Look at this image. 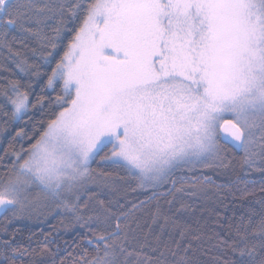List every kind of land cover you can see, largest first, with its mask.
<instances>
[{
    "label": "snow or ice",
    "instance_id": "1",
    "mask_svg": "<svg viewBox=\"0 0 264 264\" xmlns=\"http://www.w3.org/2000/svg\"><path fill=\"white\" fill-rule=\"evenodd\" d=\"M0 56V264H264V0H0ZM210 193L248 204L183 222ZM53 210L71 251L9 231Z\"/></svg>",
    "mask_w": 264,
    "mask_h": 264
},
{
    "label": "trees",
    "instance_id": "2",
    "mask_svg": "<svg viewBox=\"0 0 264 264\" xmlns=\"http://www.w3.org/2000/svg\"><path fill=\"white\" fill-rule=\"evenodd\" d=\"M6 55V53H4ZM28 55L31 56V53L28 52ZM3 60V57L0 56V61ZM5 75V73L0 72V76ZM40 91V87H36V93L38 94ZM36 116L39 118L36 110L30 112L27 116H25L24 120L27 123V126L30 128L33 121L29 119L30 116ZM24 126L23 122H17L9 126L8 130L2 134H0V152L4 148L7 147V143L11 141L12 136L14 135V129ZM95 167V165H93ZM120 171V170H116ZM121 174H123L121 172ZM234 173L231 172H221L218 175H214V179L217 184H229L231 180L234 178ZM255 179L259 181V174H255ZM134 183V182H129ZM238 187L243 188L244 185L241 184ZM235 190V188L233 189ZM148 195L147 193H127V198L132 200L135 203H138L140 199L145 198ZM121 203H125V201H121ZM248 204L247 201L233 200L231 197H228L223 203L216 199L214 194H209L205 198L196 202L195 207L196 211L190 212L182 215V220L185 223L191 224L193 226L197 225V222L202 225H207L205 231H209L212 227H214V221L216 220V216L214 213H219L222 219H230L233 213L240 214L243 211V207H246ZM150 207H142L134 214V219L136 222L140 224V230L137 231V235L142 237L147 229L151 226L153 227L154 235L159 234V229L155 226L151 225V217H150ZM63 221V223H61ZM73 221L71 217L57 215L55 211L46 216H33L31 218L22 219V220H14L11 224L8 225L9 231H15L19 229L20 231L17 233V242L21 244L31 243L32 247H36L37 243H42L43 237L48 233H53L52 237H49V241L55 240V244H50V247L55 248L56 244H59L61 248L67 247L69 251L75 246L76 243L79 242V237H82L85 233L83 228L75 227L68 228L66 230V226L71 224ZM2 219H0V226H2ZM175 237V233H172L171 230H166L164 234L161 236V239L165 242H169V235ZM224 231H221V235H224ZM31 235V241H29V236ZM65 241H67V245H65ZM23 259L28 260L29 257H24Z\"/></svg>",
    "mask_w": 264,
    "mask_h": 264
},
{
    "label": "rangeland",
    "instance_id": "3",
    "mask_svg": "<svg viewBox=\"0 0 264 264\" xmlns=\"http://www.w3.org/2000/svg\"><path fill=\"white\" fill-rule=\"evenodd\" d=\"M55 210H53V212H54Z\"/></svg>",
    "mask_w": 264,
    "mask_h": 264
}]
</instances>
